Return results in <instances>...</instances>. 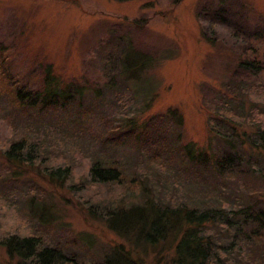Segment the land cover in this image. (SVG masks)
Masks as SVG:
<instances>
[{"label": "rangeland", "instance_id": "1", "mask_svg": "<svg viewBox=\"0 0 264 264\" xmlns=\"http://www.w3.org/2000/svg\"><path fill=\"white\" fill-rule=\"evenodd\" d=\"M0 48L6 57L13 53L8 68L14 80L34 87L41 68L48 65L64 84L83 87L63 111L23 116L6 100L0 101V138L7 134L9 120L17 130L32 133L36 150L45 155L43 163L54 167L76 163L74 178L64 185L57 181L60 175L54 180L40 176L37 159L13 170L0 163V236L14 231L37 235L85 262L101 263L119 251L138 264H172L173 236L154 245L139 243V230H129L123 238L81 208L70 189L81 180L84 168L81 159L73 157L75 148L90 158L111 160L127 180L139 185L133 194L129 188L117 195L109 194V187L95 190L97 199L105 200V206L100 203L95 208L100 215L105 207L141 205L142 186L156 201L174 197L188 206L195 202L200 209L234 212L248 203L264 208V180L259 176L246 184L223 177L210 181L212 188L201 187L178 165L161 167L163 158L158 161L153 154L156 144L134 147L135 139L122 144L119 135L102 145L104 128L122 110L133 113L136 126L147 122L148 136L168 141L160 138L158 128H165L163 136L170 138L174 124L163 120L171 111L182 140L209 154L223 150L212 131L209 110L230 86L237 88L238 95L245 94L244 117L250 119L234 125L232 139L259 144L253 135L260 121L264 126V103L258 102V111H252L251 105L256 102L254 93L264 97V70L243 68L241 63L254 49L264 53V0H0ZM123 62L129 68L120 75ZM255 168L264 171V165ZM113 224L123 227L127 222L119 218ZM209 228L213 235L226 231ZM251 228L245 225L242 231ZM231 232L235 234V228ZM229 239H219L229 250L216 253L222 262L241 255L264 264L262 239L256 238L250 249L231 245ZM8 262L0 246V264Z\"/></svg>", "mask_w": 264, "mask_h": 264}, {"label": "trees", "instance_id": "2", "mask_svg": "<svg viewBox=\"0 0 264 264\" xmlns=\"http://www.w3.org/2000/svg\"><path fill=\"white\" fill-rule=\"evenodd\" d=\"M4 52L5 49L0 48V101L6 100L10 108L14 111L19 110L23 116H30L33 112L39 115L43 112L63 111L70 106L74 96L79 97L82 94V86L78 83L64 84L52 73L51 67L48 65H42L41 76L34 87H30L27 82L12 79L8 63L13 53L6 57ZM263 57L264 53L254 49L249 59L244 60L241 65L243 68L253 71H262L264 70ZM122 66L120 75L127 74L128 65L123 62ZM125 82L128 83L127 79H124L123 83ZM230 87L229 92H225L216 98L213 104H210L212 109L209 110L212 131L215 132L219 143L223 145V150L219 149L217 152L209 154V150L182 140L179 124L171 111L167 112L166 119L163 120L168 125L174 124L175 131L172 129L170 138L163 136L166 133L165 128H158L160 138L168 141L158 142L156 136H148L147 122H142V126H136L133 113L122 110L116 111L115 117L110 122L111 126L104 128L102 135L105 139L102 141V145L106 146L119 135L122 138V144L126 143L129 138L135 139V143L138 145L132 144V146L135 145L134 147L156 144V152L153 154L157 155L158 161H161L160 156L163 158L161 167L178 165V169L188 173L189 179L201 187L208 184L212 188L210 181H216L223 177L226 179L237 178L245 184L246 181L254 180L256 176L264 180V171L261 169L257 171L255 168L257 165H264L263 122L260 121L261 124L257 125L253 135L258 137L259 144L250 142L251 139H249V143L245 145L244 141L239 143L238 140L232 139L237 129L234 125L249 122L250 119L244 117L246 114L245 94L244 96L238 95L237 88ZM250 91L252 92V89ZM254 96L256 102L251 105V110L258 111L260 109L258 102L264 103L259 98L264 99V97L255 93ZM123 102L127 103L126 100ZM7 126V134L0 138V163L5 168L13 170L18 169V166L22 164L29 166L37 159V165L40 168L39 175L43 178L54 180L55 175H60L57 181L60 180L62 185L69 178H74L76 163L73 162L71 165L70 162H67V165L57 167L51 166L47 162L43 163L45 158L42 156L45 155L42 150H36V145L32 142L34 139L31 138L32 133L17 130L9 120ZM35 137L38 138V136ZM74 152L73 157L81 159L84 168L81 180L76 181L70 186V189L80 199L81 208L91 218H93L92 216L99 218L115 234L124 238L129 230H139L140 239L138 242L146 245H154L166 240L165 238L169 235L173 236L176 244L173 249L172 264H211L212 262L213 264H260L256 260H246L241 255L235 259L227 258L225 262H222L216 253L218 252L219 255L223 251L229 252L225 248L226 246H221L219 239L229 237L231 245L246 249L251 248L256 238L264 241V208L260 206L256 208L255 205L248 203L245 204L247 206L233 210L234 212L220 207L200 209L195 202L188 206L175 200L174 197L158 198L156 201L145 194L146 186H142L139 188V196L144 200L141 205L122 203L114 208L105 207L100 215L95 208L101 207L100 203L105 206L103 203L105 200L97 199L95 190L109 187L110 190L107 191H112L109 194L117 195L118 191H126V188H129L133 194L139 185L133 184L132 180H127L120 168L111 160L102 159L100 156L99 158H90L80 152L78 148H75ZM53 159L49 158V161H55ZM44 165L47 166L44 167ZM44 170L50 171L44 172ZM215 195L219 197L217 192ZM124 201L122 200V202ZM214 201L217 202L218 198ZM119 218H122L125 223L127 222V225L123 227L114 225L113 221ZM245 225H251L252 228L249 231H242ZM210 226L224 227L226 231L213 235ZM234 228L235 234L231 232ZM0 246L9 258V262L6 264H138L119 251H117L119 256L113 254L112 257H106L101 263L85 262L76 254L64 253L61 249L44 242L37 235L22 236L15 231L1 235Z\"/></svg>", "mask_w": 264, "mask_h": 264}]
</instances>
